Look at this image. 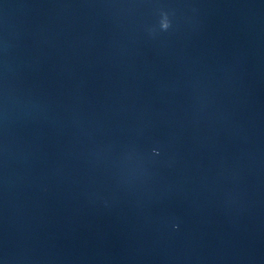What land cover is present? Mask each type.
<instances>
[{
	"label": "water",
	"instance_id": "water-1",
	"mask_svg": "<svg viewBox=\"0 0 264 264\" xmlns=\"http://www.w3.org/2000/svg\"><path fill=\"white\" fill-rule=\"evenodd\" d=\"M0 264H264V0H0Z\"/></svg>",
	"mask_w": 264,
	"mask_h": 264
}]
</instances>
